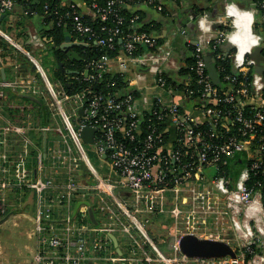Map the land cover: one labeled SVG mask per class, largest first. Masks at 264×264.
<instances>
[{
    "label": "built area",
    "instance_id": "2783aa9c",
    "mask_svg": "<svg viewBox=\"0 0 264 264\" xmlns=\"http://www.w3.org/2000/svg\"><path fill=\"white\" fill-rule=\"evenodd\" d=\"M156 1L159 0H133L134 4ZM15 4L16 0H0V15L13 10ZM126 4L125 0L92 2L90 9L96 18V28L83 19L73 3L52 9L56 24L69 20L72 31L86 39L82 43L93 41L108 50H114L120 43L116 57L103 54L99 59H91L87 69L74 70L72 74H79L80 77L75 76L78 81L92 83L111 72L110 64L115 63L117 73L128 72L131 68L136 70L135 77L127 79L129 87L137 89L140 80L149 78L153 87L167 89L170 85L162 74L156 71L149 74V71L156 66L173 64L170 45L177 33L172 32L169 39L158 44L149 32L136 30L134 25L124 29L125 18L120 10ZM254 5L247 9L223 0L221 13L213 17L200 14L195 18L197 34L191 56L194 74L201 86L200 102L194 105L203 116L201 120L179 103L161 96L155 97L146 110L131 94L118 97L96 91L88 84L78 91L67 92L60 81L55 83L56 89L32 51L25 50L0 29V37L22 50L35 66L53 108V125L38 126L41 132L54 134L48 150L36 156L35 170L37 168L41 175L28 177L26 169L20 167L22 161L21 165L16 162L13 151L7 148L8 138L14 137L13 134L25 140V144L29 143L22 138L27 133L25 120L8 121L0 127V193L5 195L4 190L10 187L25 186L36 195L33 216V232L38 243L33 256L36 264H232L229 257L188 258L178 248V239L185 233L222 239L213 236V230L206 224L224 217L242 241L235 250L236 264H264V251L257 254L251 250L257 241L264 245L261 194L245 187L251 171L260 170L264 174V137L261 134L264 129V71L255 70L256 60L250 56L253 48L264 41V0H254ZM44 8L49 9L47 2ZM137 18V15L130 18L131 25ZM29 41L35 45L38 39L32 35ZM227 41L232 48L225 54L221 45ZM208 51L213 53L215 60L229 56L232 61L234 74L214 64L216 71L219 69L223 73V81L229 84L222 95L207 73L205 56ZM0 87L32 95L40 92V86L24 79L0 80ZM181 92L185 97L194 90L186 86ZM167 120L176 131L170 147L166 146L164 131L157 127ZM85 126L95 129L90 145L112 175L102 177L90 162L84 149L86 143L80 137V130ZM236 153H244L250 163L240 172L235 188L229 189L228 180L223 176L205 180L207 169L217 167L225 157ZM16 164L15 173L11 167ZM44 164H48L52 172L42 173ZM79 167L86 170L91 183L80 184ZM60 169L65 172L64 177L57 175ZM256 184L261 186L264 180ZM207 186L217 189L214 192ZM6 197L0 198V203L7 201ZM254 199L259 206L251 208L247 233L239 223L245 219ZM2 206L0 213L4 214L6 205ZM89 208L99 213L98 222L89 218ZM144 212L167 214L173 220L175 241L168 253L147 234L138 216ZM251 218L260 236H253ZM259 223L262 232L257 227ZM117 232L128 240L127 253L118 254L111 247L110 235ZM246 233L247 239L244 238ZM247 253L252 255L251 259Z\"/></svg>",
    "mask_w": 264,
    "mask_h": 264
},
{
    "label": "crops",
    "instance_id": "0c3cea01",
    "mask_svg": "<svg viewBox=\"0 0 264 264\" xmlns=\"http://www.w3.org/2000/svg\"><path fill=\"white\" fill-rule=\"evenodd\" d=\"M63 1L66 2L67 4L68 3L75 4L77 9L82 15L87 17H93L92 10L86 5L84 0H63ZM229 1L233 2L234 4H236L241 8L248 9L255 7L254 0H229ZM222 4H223V0H176V1L159 0L155 4H146V3L135 4V5L126 4L127 9L132 11L138 10V12L141 15L140 25H144V24L148 25L149 33L157 40L160 39L161 41L164 40L166 41L171 37L172 32L176 31L177 33L176 36L172 37L171 45H170L173 64L156 66L152 70L153 72L149 71V74L150 73L154 74V72L156 71L155 72L156 74L161 73V74H169V76H172L174 75V73H177V71L186 64L187 58L191 55L193 43L195 41V36L197 34V28L195 26V18L200 14H207L208 16L213 17L216 14L221 13L223 7ZM50 25L51 23L46 24L43 21L41 22L39 16L36 13L30 12V14L28 15L24 14L21 11V8L18 4H15L14 9L12 10L11 13H3L0 15V29L3 30V32H5L6 34H8V36L13 41H15L17 44L22 46L25 50L28 47L31 48L30 51H32V53L35 52L34 49L37 46L36 44L35 45L31 44L29 41L32 35H35L36 38L39 39L41 45H45V47L47 48L46 50H50L49 46L51 43V38H47L46 34L43 33V31L45 29H48ZM68 42H76V41L68 40ZM9 44L12 45L11 42ZM13 47L20 53H23L22 50L17 49L15 46ZM71 49L75 51L73 47ZM0 60L2 61V65L4 67V74L6 81L19 80V79L25 80L27 78H30L28 72L29 66L27 67L26 62L17 63L16 59L13 60L9 56L5 57V63L1 58ZM214 61L215 59L213 57V62ZM23 64H26V67H23L22 66ZM110 66H111V72L115 73L118 69L117 65L115 63H111ZM56 67H58L60 70L65 69L64 71L66 74H69L67 72L68 70H72L63 66V63L61 67H59L57 63ZM32 70L35 71V69ZM138 70H140V72H145V73H147L148 71L147 69H138ZM122 74L126 75V80L128 78L131 79L135 77L136 70L131 68L128 72ZM0 79L2 80L1 73H0ZM33 83L36 84L35 82ZM137 87H138L137 89L133 87L132 88L128 87V88L136 92L135 98L138 99L140 103V107L142 109L147 110L153 103L155 97L161 96L167 101H173L179 103L186 111L193 114L196 119L198 120L203 119V116L200 113V111L197 110L193 104L188 103V100L186 101L184 99L185 97L181 92V89L178 90L176 88H172L171 86L168 87L167 89H161L157 87L155 88L151 85L149 78L146 80H140L138 82ZM43 92L45 93V91L41 89L40 92L36 93L35 95H32L31 93H23L18 90H12L11 88H4L5 99L3 103L0 102V104L2 105V109L0 110V127L6 125L8 121L18 122L20 120H25L24 126L27 128V133L22 138L29 140V143L25 144V140L23 139L20 140L17 138L15 134H13L14 137L9 136L8 138L7 144L9 147L7 146V148L13 151L12 153L14 157L13 159L16 160V162H18L21 165V161H22L23 165L22 166L19 165V166L22 168L24 167L26 169V173H28L27 176H29L30 174L27 166L24 165V163L25 164L29 163L30 159L35 158L38 152L45 153V151L48 150L50 140L54 138V134L52 132L43 133L38 129L39 125H46L48 124V122L45 124L43 123L44 121H42L43 118L41 116L32 115V107H34V104H32L30 101H35L40 103V105L45 106L42 100L44 99ZM31 97L35 99H31ZM52 113L49 114L48 111V115H46L48 121L50 119L49 116L52 117ZM164 124H165L164 132H166L167 134L166 146L170 147L176 138V131L173 124L169 120H167ZM17 169H18L17 164L11 167L12 172L14 171L16 173ZM210 170L211 168L207 169L204 173V177L206 181L209 180V178L211 177ZM35 171H36L35 165H33V171H31L32 174L30 175V177H33L35 175ZM77 173L79 176V182L82 186H85L86 184L92 182V180L89 178V175L86 173V170L83 167H81L77 171ZM64 174H65L64 171L63 173L60 171H58L57 173L58 176H62V177L65 176ZM21 190H23L22 186H20V188L10 187L4 191L5 193L7 192V194L10 197V194L13 191L16 192V195H18ZM82 193H84V190H82ZM89 199H91L92 201V197H89ZM34 202L35 201H33L32 203L34 204ZM23 204L25 206L26 202H24ZM33 204L32 205L29 204V208H32L31 209L32 214L27 211L24 212L23 214H17L14 213L13 211V214H11L10 216H15L22 219L28 218L33 223V228H34L33 216H34L36 204L34 205ZM7 206L8 208L10 207L13 208L12 206H14L15 208L17 204L8 203ZM253 208H257V207H253ZM90 209L91 208H89V210ZM91 210L93 213L94 222H98L99 213L97 214L96 213L97 211L94 209ZM250 213H251V209H250ZM138 216L139 219L143 222L145 226V230L147 231V234L149 235L151 240L157 245L158 242L156 241L157 240L156 236L158 234L160 237V243L158 244H160L162 248L160 249L165 253L171 251V249H169L170 239L174 237L176 226L173 220L170 218V216L167 214L161 215L157 213H145V212L140 213ZM224 221H228L226 217L222 219L220 218V220H217L216 223H220L221 224L220 227L223 228ZM251 221H254V219L251 218ZM210 223H214V221H209V223H207L208 226L207 224L206 226L209 227ZM257 227L258 229L261 230V232L263 231V228L262 226H260V223L257 225ZM111 235H114L117 242V244L114 245L112 239L110 240L112 249L117 252V248H119L120 254L121 252L127 253L126 249L128 248V240L124 237V235L120 232ZM30 236L34 238V242H35L31 264H36L33 260V256L36 251L38 243L33 230L31 231ZM216 238L218 237L216 236ZM144 245L146 246V248H148L147 244Z\"/></svg>",
    "mask_w": 264,
    "mask_h": 264
},
{
    "label": "trees",
    "instance_id": "16d2710c",
    "mask_svg": "<svg viewBox=\"0 0 264 264\" xmlns=\"http://www.w3.org/2000/svg\"><path fill=\"white\" fill-rule=\"evenodd\" d=\"M86 5L90 8V4L92 2H98L99 4H103L106 0H84ZM127 4L135 5L133 0H125ZM45 2L48 3L49 9L44 8ZM157 2V1H156ZM155 2V3H156ZM154 3V4H155ZM16 4H18L21 8V11L28 15L30 12L36 13L39 16V19L41 22L48 24L51 23L48 29H45L43 31L44 34H46L47 38H51L50 43V50L54 57V61L57 65V62H62L63 66L67 67L68 69L77 70L79 72L87 69V63L91 59H99L103 54H107L110 57H116L120 51V43L116 44V47L114 50H108L105 47H101L97 44H95L93 41L82 43V41H86L85 38L76 35L72 31V26L69 20L65 24H56V16L53 14L52 9L55 6H58L63 4L66 5V2L63 0H16ZM76 6V5H75ZM64 9V8H63ZM76 11L80 14L79 10L76 7ZM10 12L7 13H11ZM121 14L125 18L124 23V29H127L129 27L135 26L136 30L140 31H147L149 32L148 25H140L141 21V15L138 12V10H129L126 6L121 7L120 10ZM260 13H262V10H260ZM134 15H137L138 18L136 19L135 23L131 25L130 18H132ZM83 19L91 24L93 28H96L97 22L96 18L94 17H87L83 15ZM132 29V28H130ZM66 38L70 41H76L80 42L82 44L74 45L73 49L78 53V55L81 57V60H73L69 61L66 57V54L62 52L59 48V46L66 41ZM156 39V38H155ZM156 42L160 44L162 41L160 39H156ZM264 41L262 42V49L261 54L264 56ZM218 50L221 51V48L218 47ZM9 56L10 58L16 59L17 63L20 62H26L27 58L26 56L19 51H17L12 45H10L5 39L0 37V58L5 63V57ZM231 58L229 56L224 57L221 60H215L216 66L221 65L224 68V72L226 73H232L234 74V70L232 68L231 64ZM193 57L190 55L187 58L186 64L182 66L177 73H174V75L169 76V74H162V76L166 79L167 83L172 87L176 89H183L186 86H189L191 89L194 90L193 94L190 96H185V100H188V103H191L193 105L199 104L200 102V88L201 86L197 83V78L194 74L193 70ZM65 70V69H64ZM64 70H60L58 67L55 68V71L53 72V77L55 79H58L64 86L65 90L67 92H74L78 91L82 88H84L87 84L90 85L94 90L96 91H103L104 93H109L118 97H123L127 94H131L134 97H136V92L134 90L129 89L128 80H126V75L122 73H105L103 76L96 80L95 82H83L81 80H76L75 76H79V74H66ZM64 71V72H63ZM208 73V72H207ZM39 82L41 83V86L43 88V84L41 82V79L39 77V74L36 72ZM218 77L220 78V81L222 82V85H218L214 82H212L215 87L218 89L220 94L222 95V92L227 89L229 86L228 82L223 81V73L218 69ZM209 75V74H208ZM1 80V79H0ZM211 80V79H210ZM32 104H34V107H32V115L33 116H41L44 121L43 123H47L48 119L46 118L48 115V111L46 110V106L40 105V103L35 101H30ZM226 106V104H224ZM158 109V108H157ZM148 114V113H147ZM148 116V115H147ZM146 116V118H147ZM144 120L141 122L142 127H144ZM164 125L161 126L157 125L158 129L164 131ZM145 133V131L143 132ZM264 137V129L261 133ZM164 135L167 137L166 132H164ZM264 160V159H263ZM248 163H250V160L247 158V156L244 153H236L232 156L225 157L223 161H221L217 167L211 168L210 170V176L211 177H221L223 176L228 180V188L233 189L235 188V181L237 180L240 172L248 167ZM264 166V162H263ZM264 180V174L259 171H251L249 173V179L247 181L246 189L250 190L252 192H259L261 194V202L264 208V184L261 186H258L256 184L257 181H263ZM252 253L261 254L264 251V245H261L259 241L255 242L251 246ZM251 254L247 253V257L249 258Z\"/></svg>",
    "mask_w": 264,
    "mask_h": 264
},
{
    "label": "rangeland",
    "instance_id": "374dc122",
    "mask_svg": "<svg viewBox=\"0 0 264 264\" xmlns=\"http://www.w3.org/2000/svg\"><path fill=\"white\" fill-rule=\"evenodd\" d=\"M36 45L37 46L34 49L35 52H33L34 57L39 61L40 65L46 72L47 76L50 78V81L55 86V83H57L58 79H55L53 77V72L55 71V68H56V63L53 59V55L50 50H46L47 48L45 47V45H41V42H39V39H38V42H36ZM30 49L31 48L28 47L26 50H30ZM12 59L14 60V58ZM26 63H27V67L29 66L28 72H29L30 78L25 79V81L31 80L35 82L38 87L40 86L39 87L40 90L43 89L41 86V83L39 82L38 76L36 74V70L34 71L31 69V63L28 58H27ZM55 87L56 89H58V86H55ZM4 97H5L4 88L0 87V102L1 103L4 102V99H5ZM44 99H42L43 103L45 104L47 108L46 110L49 111V114H50L53 112V108L50 105L51 103H50L48 94L46 92L44 93ZM1 109H2V105L0 104V110ZM49 118L50 119L48 121V125H53L51 123H54V119H53L54 117L49 116ZM56 121L57 123H59L58 119H56ZM84 149L89 157L90 162L96 168V170L102 175V177L108 176L111 173V171L105 163L101 162L97 158L94 147L90 144H84ZM36 156L35 158H31L29 163L27 164L24 163V165L27 166L30 175L32 174L31 171H33V165L36 166ZM29 167L31 168V170ZM60 170H61L60 172L63 173V169H60ZM50 171L52 172V170H50V166L48 164L47 165L44 164L42 173L45 172L46 174H48ZM35 174L41 175V173L37 170V168H36ZM30 175L28 177H30ZM207 188L211 189L214 192L216 191L215 189H217L214 186H207ZM22 189L23 190H21L18 195H16V192L13 191L10 194V197L7 194V192L5 193V195L3 193H0V198H2L3 196L8 197L7 201L0 203V209L1 207H3L2 205L4 206L6 205L5 207L6 212L4 214L0 213V218L4 217L6 214H10V215L13 214V211L14 213H17V214H23L26 211L31 213L32 208H29V204L32 205L33 204L32 202L36 201V195L33 193L32 190L26 188L25 186H22ZM29 194H30V197H29ZM27 200H30V201H27ZM24 202H26L25 206L23 204ZM8 203H15L17 204V206L15 208L14 206H12L13 208L11 207L8 208L7 206ZM35 203L36 202H34V204ZM9 216L6 221L0 224V263L1 264H31L33 250H34V243H35L34 238L30 236L31 231L33 230V223L28 218L22 219V218H18L15 216H10V217ZM250 225L253 230V236L254 237L260 236L259 232L257 231L255 227L256 223L254 221H251ZM220 226H221L220 223H210L208 228L213 230V233H214L213 236L220 237L223 240L227 241L237 251L239 248L238 246H240V242L242 241L235 236L231 222L224 221L223 228H221ZM217 228H220V229H217ZM156 239H157L156 241L160 243V237L158 234L156 236ZM158 243H157L158 247L161 248L160 244ZM262 255H264V253ZM251 256L248 259H251Z\"/></svg>",
    "mask_w": 264,
    "mask_h": 264
},
{
    "label": "water",
    "instance_id": "95a60500",
    "mask_svg": "<svg viewBox=\"0 0 264 264\" xmlns=\"http://www.w3.org/2000/svg\"><path fill=\"white\" fill-rule=\"evenodd\" d=\"M223 5V4H222ZM223 10V7H222ZM78 42H68V38H66V41H64L60 46V50L64 52L68 58V60H81V57L78 55L77 52L73 51L71 48L73 45H79ZM222 50L225 54H228V52L231 50L232 45L230 42H225L221 45ZM262 46H256L253 48L252 53L250 54L251 57H253L256 60V66L255 70L259 73H262L264 71V66L262 65L264 61V57L261 54ZM206 68L208 70V74L212 82L222 85V82L220 81V78L218 77L214 62H213V53L211 51L206 52ZM58 66H62V62H57ZM23 67H26V64L22 65ZM32 69H35L34 65H31ZM69 74L75 73L74 70H68ZM0 73L2 80H5V74H4V67L2 65V61L0 60ZM31 99H35L31 97ZM82 110H80L81 112ZM95 129L85 126L80 130V137L82 141L86 144H91L93 142V135H94ZM45 148V147H44ZM10 214H6L4 217L0 218V224L3 223ZM90 218L94 221L92 210H89ZM111 239L113 241V244L116 245V238L114 235H110ZM175 241V238L172 237L170 239V246L169 249L172 248V245ZM178 248L180 252L188 257L193 259H210V258H225L229 257L232 259V264H236V258L237 254L235 249L230 245L227 241L223 239H214L209 237H198L197 235L193 233H185L181 235L178 239ZM117 252L120 254V249L117 248Z\"/></svg>",
    "mask_w": 264,
    "mask_h": 264
},
{
    "label": "bare ground",
    "instance_id": "6f19581e",
    "mask_svg": "<svg viewBox=\"0 0 264 264\" xmlns=\"http://www.w3.org/2000/svg\"><path fill=\"white\" fill-rule=\"evenodd\" d=\"M246 28H247V26H246ZM255 203V204H254ZM254 204V205H253ZM259 206V202L256 200V199H254L253 201H251L250 202V204H249V209L246 211V214H245V219L243 220V221H241L239 224H240V226H242L243 228H246L247 229V233H249V229H248V218L250 217V209L252 208V207H258ZM259 210L257 211V214H256V219L257 220H259ZM246 233V235H245V237L244 238H246L247 239V237H249V236H247L248 234Z\"/></svg>",
    "mask_w": 264,
    "mask_h": 264
}]
</instances>
